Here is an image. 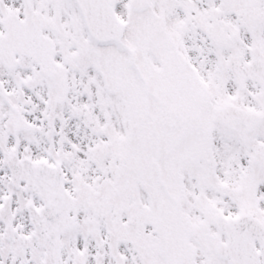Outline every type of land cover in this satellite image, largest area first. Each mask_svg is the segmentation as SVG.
<instances>
[{
  "label": "snow or ice",
  "instance_id": "obj_1",
  "mask_svg": "<svg viewBox=\"0 0 264 264\" xmlns=\"http://www.w3.org/2000/svg\"><path fill=\"white\" fill-rule=\"evenodd\" d=\"M0 264H264V0H0Z\"/></svg>",
  "mask_w": 264,
  "mask_h": 264
}]
</instances>
